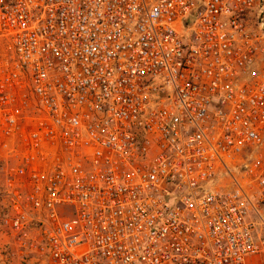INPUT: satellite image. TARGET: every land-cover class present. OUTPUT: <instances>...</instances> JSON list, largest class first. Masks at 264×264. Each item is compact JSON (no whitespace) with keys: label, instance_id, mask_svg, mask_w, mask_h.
<instances>
[{"label":"built area","instance_id":"obj_1","mask_svg":"<svg viewBox=\"0 0 264 264\" xmlns=\"http://www.w3.org/2000/svg\"><path fill=\"white\" fill-rule=\"evenodd\" d=\"M0 174L25 264H261L264 0H0Z\"/></svg>","mask_w":264,"mask_h":264},{"label":"rangeland","instance_id":"obj_2","mask_svg":"<svg viewBox=\"0 0 264 264\" xmlns=\"http://www.w3.org/2000/svg\"><path fill=\"white\" fill-rule=\"evenodd\" d=\"M3 176L0 174V192L2 190ZM3 205L0 200V218L3 215ZM264 243V238L261 239ZM258 263L264 264V252L257 259ZM0 264H25V259L17 252L16 242L12 239L9 230L0 220Z\"/></svg>","mask_w":264,"mask_h":264}]
</instances>
